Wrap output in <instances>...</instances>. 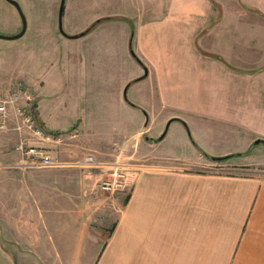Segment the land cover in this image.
<instances>
[{
	"label": "crops",
	"instance_id": "obj_1",
	"mask_svg": "<svg viewBox=\"0 0 264 264\" xmlns=\"http://www.w3.org/2000/svg\"><path fill=\"white\" fill-rule=\"evenodd\" d=\"M138 2L129 14L102 15L121 16L125 22L115 26L129 34L125 91L133 88L129 101L122 98L125 85L121 90L125 106L119 109L128 120L120 126L126 143L137 126L136 146L142 148L127 171L132 181L102 247L97 256L89 252L95 257L87 264H264V178L245 173L264 167V156L252 155L264 145V0ZM120 44L122 50L125 42ZM12 71L7 80L39 88L36 77L26 80L24 69ZM34 93L39 123L57 132L45 123L44 102ZM187 118H199L195 153L179 157L155 150L168 120L167 128L178 122L194 144ZM151 129L155 136L145 135ZM225 138H232L231 145L218 149L216 142ZM218 161L234 173L195 168ZM1 238L13 237L0 232V264H20ZM80 249L66 254L86 253Z\"/></svg>",
	"mask_w": 264,
	"mask_h": 264
},
{
	"label": "rangeland",
	"instance_id": "obj_2",
	"mask_svg": "<svg viewBox=\"0 0 264 264\" xmlns=\"http://www.w3.org/2000/svg\"><path fill=\"white\" fill-rule=\"evenodd\" d=\"M15 1L25 21V30L16 39L0 38V88L16 82L26 85L20 79L7 80L13 75V69H24L28 82L31 76L38 80L39 88L30 84L31 89L26 85L35 96L34 112L38 120V97L34 90L38 91L39 102H44L45 123L52 129H59L57 132L76 126L79 135L63 143H52L53 147L47 146L49 154L62 162L61 165L22 168L8 135L0 133V232L13 237L1 238V241L8 242L5 247L13 250L15 261L20 264H87L102 247L120 206L122 192L132 181L127 171L137 165L136 151L142 148L136 146L134 137L138 127L131 129L133 135L126 143L120 126V120H128L119 108L124 105L120 95L128 81L124 82L123 51L128 54L129 34L125 37L115 26V22H125L119 19L121 16L106 18L102 15L129 14L139 2L64 0L61 15L64 32L88 28L99 18L85 34L68 39L57 29L60 0ZM19 29L17 10L6 0H0V34L11 35ZM120 42H125L122 50ZM132 88L125 91L127 101ZM187 119L188 133L194 144L190 138L188 140L182 126L173 121L155 150L179 157L195 153L194 145L200 144L199 118ZM152 132L151 129L145 135L155 136ZM81 137L84 144H81ZM137 138L142 141L141 136ZM231 140L225 138L216 142V146L219 149L231 145ZM258 148L259 155H252L264 156V145L259 144ZM85 153L104 163L125 166L129 183L123 190L111 194L100 190L99 183L110 178L107 174L110 169L70 164ZM210 164L195 168L211 173H234L225 161ZM245 173L264 178V167H251ZM77 247L86 253L66 254ZM42 249H58L65 254H41ZM93 250L94 255L89 253Z\"/></svg>",
	"mask_w": 264,
	"mask_h": 264
},
{
	"label": "built area",
	"instance_id": "obj_3",
	"mask_svg": "<svg viewBox=\"0 0 264 264\" xmlns=\"http://www.w3.org/2000/svg\"><path fill=\"white\" fill-rule=\"evenodd\" d=\"M34 110L35 96L26 85L16 82L1 87L0 133L8 135L12 150L18 155L22 168L61 165L62 162L49 154L47 145L72 139L76 136L77 130L75 128L64 132L46 130L39 123ZM70 164L82 168L110 169L107 172L110 178L99 183V189L110 194L116 190H123L130 181L125 166L101 162L91 154H85Z\"/></svg>",
	"mask_w": 264,
	"mask_h": 264
},
{
	"label": "water",
	"instance_id": "obj_4",
	"mask_svg": "<svg viewBox=\"0 0 264 264\" xmlns=\"http://www.w3.org/2000/svg\"><path fill=\"white\" fill-rule=\"evenodd\" d=\"M7 2H9L10 4H12L14 7H15V9L17 10V12H18V14H19V16H20V29H19V31L18 32H16V33H14V34H11V35H1L0 34V38H2V39H16V38H18L19 36H21L22 34H23V32H24V30H25V21H24V19H23V16H22V13H21V11H20V8H19V5H18V3L15 1V0H6ZM63 4H64V0H60L59 1V7H58V12H57V29H58V31H59V33L60 34H62L63 36H65V37H67V38H74V37H78V36H81V35H83L84 33H86L89 29L88 28H85V29H83V30H81L80 32H78V33H75V34H67V33H65L63 30H62V28H61V15H62V11H63ZM99 21V18L98 19H96L94 22H98ZM94 22H92V23H94ZM91 23V24H92ZM131 54H132V51H131ZM143 71H144V73H145V70L143 69ZM126 85L124 86V88H123V90H122V98L124 99V100H126V98H125V89H126ZM171 120H168L167 122H166V124H165V126H164V129L162 130V132H161V134L158 136V139H160L163 135H164V133H165V131H166V129H167V125H168V123L170 122ZM258 142V140H255V143H257ZM226 156H222V157H214L213 159L214 160H220V159H223V158H225Z\"/></svg>",
	"mask_w": 264,
	"mask_h": 264
},
{
	"label": "trees",
	"instance_id": "obj_5",
	"mask_svg": "<svg viewBox=\"0 0 264 264\" xmlns=\"http://www.w3.org/2000/svg\"><path fill=\"white\" fill-rule=\"evenodd\" d=\"M95 23H97V22H94V23L90 24V26L88 27V29H90L93 25H95Z\"/></svg>",
	"mask_w": 264,
	"mask_h": 264
}]
</instances>
